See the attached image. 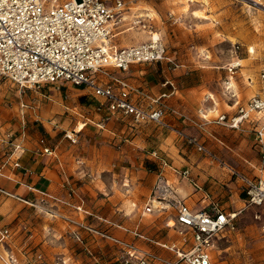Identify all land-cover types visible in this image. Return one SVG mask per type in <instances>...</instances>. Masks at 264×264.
<instances>
[{
	"label": "crops",
	"instance_id": "0c3cea01",
	"mask_svg": "<svg viewBox=\"0 0 264 264\" xmlns=\"http://www.w3.org/2000/svg\"><path fill=\"white\" fill-rule=\"evenodd\" d=\"M207 69L134 65L127 72L111 71L158 99L165 110L164 126L112 114L104 99L85 88L49 87L54 93L46 96L0 81V221L13 233L9 248L0 244V254L11 249L31 260L38 250L45 264H122L121 248L110 238L131 243L140 252L171 256L157 244L177 240L166 225L174 223L175 201L194 212L217 203L228 216L239 215L247 201L242 183L183 136L197 139L232 170L264 177L253 125L230 130L213 122L218 115L233 114L237 104L251 97L245 85L252 80H236L234 97L222 98L206 87ZM257 84L258 93L264 94L259 77ZM83 95L81 114L78 98ZM132 99L147 107L143 96ZM40 140L52 155L39 153ZM15 144H20V152H13ZM184 170L197 187L179 175ZM165 184L169 198L161 200L159 188ZM150 202L154 210L144 214ZM133 230L144 239L134 237Z\"/></svg>",
	"mask_w": 264,
	"mask_h": 264
},
{
	"label": "built area",
	"instance_id": "2783aa9c",
	"mask_svg": "<svg viewBox=\"0 0 264 264\" xmlns=\"http://www.w3.org/2000/svg\"><path fill=\"white\" fill-rule=\"evenodd\" d=\"M124 12L123 0H113L112 6L103 0H67L62 4H56V0H0V80H7L22 90H38L45 86L59 90L65 84L82 87L93 97L104 99L112 114L130 116L135 123L146 120L164 126L165 110L158 99L146 96L111 72H127L134 65L159 63L167 53L165 44L154 35L146 42L115 48L113 31L125 19ZM133 27L145 29L147 26L143 19L133 18ZM240 68L239 59H233L225 66L223 85L230 98L234 97L233 82ZM100 76L108 78V81L102 82ZM258 77L264 83V70ZM132 95L146 98L147 107L135 104ZM213 122L235 130L244 123L252 124L262 162L260 169L264 170V94L253 95L245 103L237 104L233 114L218 115ZM65 137L73 139L70 133H65ZM183 137L188 145L207 155L212 162L227 168L242 183L247 198L246 207H264V177L250 178L238 173L197 139ZM39 144L40 154L52 155L53 151L44 146V140H40ZM21 150L20 144L13 145V152ZM76 163L82 162L78 159ZM15 166L18 167V163ZM179 175L197 187L189 170L179 172ZM159 190L161 200L169 198L167 184ZM175 204L174 223L166 225L176 234L177 240L157 244L171 256L140 252L131 243L110 238L121 248L119 261L122 264H215L213 251L216 241L224 232L235 230L234 217L225 214L217 203L197 212L181 201H175ZM153 210L150 202L143 208V213L150 214ZM131 233L144 239L137 230ZM12 235L10 226L0 221V244L9 248ZM24 257L21 259L11 249L0 254L4 264H45V257L38 250H34L31 260ZM59 262L63 264L61 260Z\"/></svg>",
	"mask_w": 264,
	"mask_h": 264
},
{
	"label": "rangeland",
	"instance_id": "374dc122",
	"mask_svg": "<svg viewBox=\"0 0 264 264\" xmlns=\"http://www.w3.org/2000/svg\"><path fill=\"white\" fill-rule=\"evenodd\" d=\"M66 1L56 0V4ZM103 1L109 6L113 4V0ZM123 1L125 19L113 31L112 41L116 46L137 45L156 35L167 51L162 64L135 65L137 68H155V65L156 68H209L206 87L224 98L225 66L239 59L241 68L234 85L236 80L248 78L252 84L245 85L247 96L259 92L257 77L264 70V0ZM133 18L143 19L147 27L131 29ZM199 76L194 72L195 80ZM49 87L53 86L31 91L48 96L54 93ZM78 104L79 113H84V95L78 98ZM234 223L235 230L224 232L216 241L215 264H264V207H246L234 218Z\"/></svg>",
	"mask_w": 264,
	"mask_h": 264
},
{
	"label": "bare ground",
	"instance_id": "6f19581e",
	"mask_svg": "<svg viewBox=\"0 0 264 264\" xmlns=\"http://www.w3.org/2000/svg\"><path fill=\"white\" fill-rule=\"evenodd\" d=\"M157 36L156 35H154V38H156Z\"/></svg>",
	"mask_w": 264,
	"mask_h": 264
}]
</instances>
